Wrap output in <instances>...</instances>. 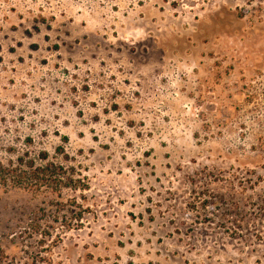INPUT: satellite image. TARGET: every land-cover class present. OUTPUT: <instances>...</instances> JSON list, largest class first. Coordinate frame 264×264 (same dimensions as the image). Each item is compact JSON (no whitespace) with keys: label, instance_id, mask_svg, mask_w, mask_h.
Returning a JSON list of instances; mask_svg holds the SVG:
<instances>
[{"label":"rangeland","instance_id":"rangeland-1","mask_svg":"<svg viewBox=\"0 0 264 264\" xmlns=\"http://www.w3.org/2000/svg\"><path fill=\"white\" fill-rule=\"evenodd\" d=\"M0 264H264V0H0Z\"/></svg>","mask_w":264,"mask_h":264},{"label":"trees","instance_id":"trees-1","mask_svg":"<svg viewBox=\"0 0 264 264\" xmlns=\"http://www.w3.org/2000/svg\"><path fill=\"white\" fill-rule=\"evenodd\" d=\"M42 159H46V157H42Z\"/></svg>","mask_w":264,"mask_h":264}]
</instances>
